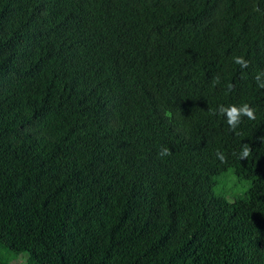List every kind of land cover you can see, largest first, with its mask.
<instances>
[{
  "label": "trees",
  "instance_id": "1",
  "mask_svg": "<svg viewBox=\"0 0 264 264\" xmlns=\"http://www.w3.org/2000/svg\"><path fill=\"white\" fill-rule=\"evenodd\" d=\"M261 71L264 0H0V264H264Z\"/></svg>",
  "mask_w": 264,
  "mask_h": 264
},
{
  "label": "clouds",
  "instance_id": "2",
  "mask_svg": "<svg viewBox=\"0 0 264 264\" xmlns=\"http://www.w3.org/2000/svg\"><path fill=\"white\" fill-rule=\"evenodd\" d=\"M232 59L236 65L240 66V69L242 71L246 70L250 66V61L245 59L244 56H235ZM254 80L256 81L257 86L259 88L264 89V71L257 73L256 76L254 77ZM218 82H219V77L217 76L214 78V83H218ZM234 87L235 86L233 84L227 85V92L228 93L232 92L234 90ZM212 114L223 116L226 120L227 125L229 126V130L233 132H235L238 125L241 123L243 117H246L249 120L256 119L255 109L252 108L248 103H244L240 106H237L235 104L228 106L219 105L216 111L213 112ZM261 139H264V137H262ZM158 155L160 157H164L167 155H171V152L168 148L165 147L158 152ZM233 155H236V153H233ZM251 155H252V148L250 147L249 144H244L242 150L237 156V159L241 161L247 160ZM216 158L222 164L227 162L226 156L220 151H217Z\"/></svg>",
  "mask_w": 264,
  "mask_h": 264
},
{
  "label": "rangeland",
  "instance_id": "3",
  "mask_svg": "<svg viewBox=\"0 0 264 264\" xmlns=\"http://www.w3.org/2000/svg\"><path fill=\"white\" fill-rule=\"evenodd\" d=\"M247 188V183L237 182L236 179L231 175V173H225L218 179V189L219 191L224 190L227 195V200L232 201L235 197L242 194ZM8 264H26V255L19 254L13 256L12 260Z\"/></svg>",
  "mask_w": 264,
  "mask_h": 264
}]
</instances>
